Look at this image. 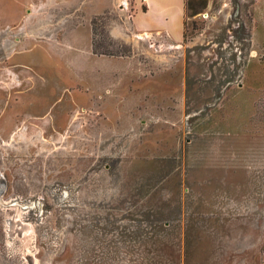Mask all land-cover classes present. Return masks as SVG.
<instances>
[{
  "label": "rangeland",
  "instance_id": "rangeland-1",
  "mask_svg": "<svg viewBox=\"0 0 264 264\" xmlns=\"http://www.w3.org/2000/svg\"><path fill=\"white\" fill-rule=\"evenodd\" d=\"M135 3L0 0V264H264V0Z\"/></svg>",
  "mask_w": 264,
  "mask_h": 264
},
{
  "label": "crops",
  "instance_id": "crops-1",
  "mask_svg": "<svg viewBox=\"0 0 264 264\" xmlns=\"http://www.w3.org/2000/svg\"><path fill=\"white\" fill-rule=\"evenodd\" d=\"M130 25L141 32H159L177 40L183 30L184 0H135ZM142 3L144 8L140 5Z\"/></svg>",
  "mask_w": 264,
  "mask_h": 264
},
{
  "label": "trees",
  "instance_id": "trees-1",
  "mask_svg": "<svg viewBox=\"0 0 264 264\" xmlns=\"http://www.w3.org/2000/svg\"><path fill=\"white\" fill-rule=\"evenodd\" d=\"M206 3V0H184V9L190 10L191 14L199 11Z\"/></svg>",
  "mask_w": 264,
  "mask_h": 264
}]
</instances>
